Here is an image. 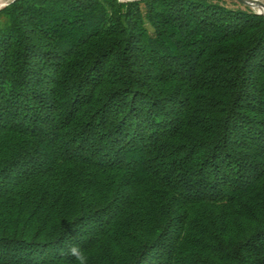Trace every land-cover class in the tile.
<instances>
[{
	"label": "trees",
	"instance_id": "1",
	"mask_svg": "<svg viewBox=\"0 0 264 264\" xmlns=\"http://www.w3.org/2000/svg\"><path fill=\"white\" fill-rule=\"evenodd\" d=\"M264 264V16L225 0L0 9V264Z\"/></svg>",
	"mask_w": 264,
	"mask_h": 264
},
{
	"label": "clouds",
	"instance_id": "2",
	"mask_svg": "<svg viewBox=\"0 0 264 264\" xmlns=\"http://www.w3.org/2000/svg\"><path fill=\"white\" fill-rule=\"evenodd\" d=\"M67 255L74 257L76 264H88V255L78 245H71L67 249Z\"/></svg>",
	"mask_w": 264,
	"mask_h": 264
},
{
	"label": "water",
	"instance_id": "3",
	"mask_svg": "<svg viewBox=\"0 0 264 264\" xmlns=\"http://www.w3.org/2000/svg\"><path fill=\"white\" fill-rule=\"evenodd\" d=\"M236 1L244 6L253 9L258 15L264 16V3L261 2L260 0H236Z\"/></svg>",
	"mask_w": 264,
	"mask_h": 264
},
{
	"label": "rangeland",
	"instance_id": "4",
	"mask_svg": "<svg viewBox=\"0 0 264 264\" xmlns=\"http://www.w3.org/2000/svg\"><path fill=\"white\" fill-rule=\"evenodd\" d=\"M13 0H0V9L4 8L5 6H7L9 3H11ZM120 1H129V0H120ZM133 1V0H130ZM227 2H236V0H225ZM261 2L264 3V0H260Z\"/></svg>",
	"mask_w": 264,
	"mask_h": 264
}]
</instances>
